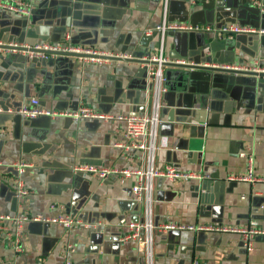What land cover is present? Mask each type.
I'll return each mask as SVG.
<instances>
[{
  "label": "crops",
  "instance_id": "0c3cea01",
  "mask_svg": "<svg viewBox=\"0 0 264 264\" xmlns=\"http://www.w3.org/2000/svg\"><path fill=\"white\" fill-rule=\"evenodd\" d=\"M17 1L30 5V16L0 10V46L57 45L69 35L71 43H78L73 45L112 56L143 60L163 45L168 64L241 70L259 62L264 68V11L255 0ZM164 20L200 30L162 34L157 27ZM74 22L82 25L73 28ZM235 25L256 31L222 32ZM58 55L29 58L32 62L22 52L0 51V214L70 216L81 223L66 229L28 222L21 252L15 249L13 225L6 223L0 229V264H146L136 241L124 240L130 229L119 223L144 220V205L132 192L137 180H101L75 171L79 166H140L138 152L120 147L128 142L126 122L117 117L150 111L146 70L138 63ZM163 71L167 92L156 168L172 166L202 178L154 181L153 219L159 230L153 263L264 264V234L249 250L237 234L161 230L165 224L243 227L257 222L264 232V182L231 179L248 173L249 157L254 175L264 178V77L235 75L226 91L227 74L171 66ZM213 79L223 83L212 84ZM32 98L41 109L74 113L87 107L114 119H27L15 112ZM19 162L30 165L20 175L27 199L16 196L11 182L15 169L10 166ZM203 181L209 182L207 189Z\"/></svg>",
  "mask_w": 264,
  "mask_h": 264
},
{
  "label": "built area",
  "instance_id": "2783aa9c",
  "mask_svg": "<svg viewBox=\"0 0 264 264\" xmlns=\"http://www.w3.org/2000/svg\"><path fill=\"white\" fill-rule=\"evenodd\" d=\"M254 6L264 11V3L260 0L253 2ZM0 10L23 16L30 15V5L24 1L17 0H0ZM157 30L162 34L168 31H199L200 28L180 23H168L166 20L157 27ZM206 31H211L207 28ZM256 30L252 28L241 27L238 25L225 27L222 29L223 33L239 34V33H255ZM260 33H264L260 31ZM13 49H7V52L16 53L15 48L21 47L16 44H10ZM26 48L22 51L23 54L29 58H40L44 60L57 58L60 53L78 54L79 61L85 62H98L108 61L101 59V56H112L108 53H102L98 50L88 48L86 46L73 45L71 43V36L67 35L65 40L57 45L54 44H41L38 46ZM2 49H0L1 51ZM117 57L131 59L127 55H119ZM149 62H153V65H145L147 74V96L150 111L143 115H131L127 117H117L119 120L126 122V129L123 132V138L128 142L126 145H120L127 151H136L140 155V166L134 170L126 169L119 170L118 168H96L94 166H79L76 168L77 173H87L93 176H97L101 180H107L110 177L121 176L125 179L134 177L137 182L132 187L134 198L137 202L144 205L143 213L144 220L141 223H128L127 220L121 219L119 223L123 226H127L130 229V233L124 237V240L131 238L136 241V248L138 253H142L145 256L146 264H154V233L159 228L155 225L153 219V183L158 178H166L169 180H190L201 179L202 176L195 173L181 172L177 168L167 166L163 170L156 168V154L160 149L159 145V129L162 123L161 109L162 99L167 92L166 79L164 76V67L168 63L163 56V45L159 47L158 53L151 54L147 58ZM187 65L185 62H178V64ZM144 66V65H142ZM225 69H232L222 67ZM240 69V68H238ZM244 71H251L255 73H263L259 62H255L253 66L242 68ZM39 100L32 98L29 103L22 105L17 112L22 117L27 119H36L39 117H51V118H72L74 120H112L113 116L107 114H100L94 112L90 108L83 107L78 112L70 113L67 111H52L47 109H41L39 107ZM1 112V110H0ZM13 113L12 110H9ZM0 166H2L0 162ZM248 173L245 176L231 177L232 180H245L252 183L259 181L264 182V178H258L254 175L253 158L249 157ZM15 171V177L11 179V182L15 185L16 196L19 199H27L29 191L25 188V184L20 175L30 167L28 163L19 162L10 166ZM46 222L53 223L62 226L66 229L80 224L78 219H74L70 216H58L53 218H45L43 216L31 217L28 214L22 216H11L0 214V229L6 227V223L13 225L15 234V249L22 251L20 245V238L24 234V228L28 222ZM161 230L173 231V230H188L193 232H212V233H230L239 235L244 241L249 250L252 249L253 240L264 234L259 228L257 222H251L247 226H233L224 224H198V225H182V224H165L161 226ZM73 249L68 248V252H72ZM66 264H72L71 260H67Z\"/></svg>",
  "mask_w": 264,
  "mask_h": 264
},
{
  "label": "water",
  "instance_id": "95a60500",
  "mask_svg": "<svg viewBox=\"0 0 264 264\" xmlns=\"http://www.w3.org/2000/svg\"><path fill=\"white\" fill-rule=\"evenodd\" d=\"M81 25H82V23L81 24H76L74 22L73 28H75V27L76 28H79ZM78 31L81 32L80 30H78ZM72 43L74 44L76 42L72 41ZM76 44H78V43H76ZM30 47H33V45L30 46ZM0 49H3V50L6 49L7 50V49H13V48L10 47V46H0ZM25 49L26 48H22V47L15 48V50L17 52H22ZM61 55L69 56V57H77V58L79 57L78 54H71V53H61ZM27 59L29 61H32V62H33V60H37V59H34V58H33V60L32 59H29V57H27ZM101 59L109 60V61H115V62L138 63V64H141V65H144V67H146L145 65H153L154 64L153 62H149L147 60H142V59L136 60L135 58L125 59V58H120V57H117V56H110V57H108V56H101ZM165 66H171V67H177V68H183V69H189V70L190 69H193V70H196V69L197 70H205V71L219 73V74H227V75H229V77H228V87H227V90L226 91H228L229 88L235 84V81H236V79L234 78L235 75H241L242 74V75H250V76L264 77V74L263 73H255V72L244 71V70H234V69H225V68H217V67H209V68L202 67V68H196L195 66L194 67L193 66H189L188 64L187 65H183V64H168V63H166ZM144 69L146 70V68H144ZM222 83H223V81H220L219 79H217V81H215L214 79L212 80V84L220 85ZM212 94H214V93H212ZM214 98H215L214 95H212L213 101H214ZM214 105L215 104L213 103L212 110H215ZM18 117H21V116H18ZM78 174H80V173H78ZM208 183L209 182L203 181L202 188L203 189H207Z\"/></svg>",
  "mask_w": 264,
  "mask_h": 264
}]
</instances>
